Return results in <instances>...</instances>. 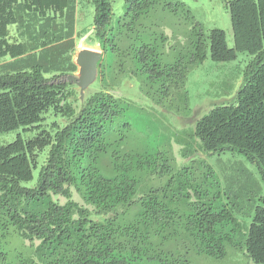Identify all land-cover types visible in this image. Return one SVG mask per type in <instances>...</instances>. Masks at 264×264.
Wrapping results in <instances>:
<instances>
[{
  "label": "trees",
  "instance_id": "trees-1",
  "mask_svg": "<svg viewBox=\"0 0 264 264\" xmlns=\"http://www.w3.org/2000/svg\"><path fill=\"white\" fill-rule=\"evenodd\" d=\"M112 2L0 0V264H191L186 251L175 254L170 241L177 238L179 249L224 258L231 245L264 264V196L253 214L210 198L185 219L157 191L135 198L137 169L155 174L171 166L158 152L129 160L122 131L107 137L129 103L114 93L121 83L104 63L109 55L110 67L129 66L165 96H187L194 68L248 53L232 101L198 119L195 133L207 152L256 163L264 181V0L227 3L233 47L224 30L200 29L171 63L139 24L153 5L171 0H126V15L115 22ZM91 29L103 57L98 85L82 100L67 76L77 71L73 53ZM160 38L164 46L170 40ZM12 237L29 241L37 259L19 253L13 263Z\"/></svg>",
  "mask_w": 264,
  "mask_h": 264
},
{
  "label": "rangeland",
  "instance_id": "rangeland-1",
  "mask_svg": "<svg viewBox=\"0 0 264 264\" xmlns=\"http://www.w3.org/2000/svg\"><path fill=\"white\" fill-rule=\"evenodd\" d=\"M229 1L232 0H171L170 7L158 3L141 18L140 29H143L146 38L150 37L157 42L164 63H171L186 53L200 29L206 33L212 29L224 30L228 46L233 47L231 19L226 9ZM112 4L113 22L118 17H125L126 0H113ZM92 32L91 29L79 40L73 53L74 58L84 47L101 50ZM164 34L170 37L166 46L160 38ZM249 58L248 53L241 52L232 61L213 62L207 59L188 74L185 84L187 96H165L158 85L132 75L129 66L122 72L117 66L110 67L109 55L104 58L106 74H117L121 83V88L115 89L114 93L124 95L129 103L123 115L115 119L107 137L110 140L122 131L126 136L125 150L134 155L129 160H137L140 156L158 152L171 166L169 171L162 173L159 170L155 174L137 169L135 174L139 183L136 199L157 191L183 219L192 213L194 204L207 202L210 198L214 202L223 201L240 207L238 214L242 211L253 214L254 206L264 196V181L256 163L236 152H207L195 133L198 119L216 105L232 101L234 93L242 83V71ZM213 80V86L210 87ZM97 85L96 80L88 87L87 92ZM202 90L205 92V102L200 101L202 96L199 92ZM195 108L203 109L196 115ZM193 118L195 119L192 120ZM13 136L14 133H11L10 137ZM4 137L5 135H0V142ZM179 148L182 151L177 155L176 149ZM39 169L40 166L34 170V180ZM204 191L208 194L202 196ZM170 243L175 247V254L186 251L191 264H261L253 261L245 250L231 245H228L224 258H215L196 253L193 249H179L178 238ZM6 248L13 263L17 262L19 253L37 259L34 247L27 240L12 237Z\"/></svg>",
  "mask_w": 264,
  "mask_h": 264
},
{
  "label": "water",
  "instance_id": "water-1",
  "mask_svg": "<svg viewBox=\"0 0 264 264\" xmlns=\"http://www.w3.org/2000/svg\"><path fill=\"white\" fill-rule=\"evenodd\" d=\"M103 57V51L84 47L80 49L74 58L78 69L77 74H69V82L76 84L80 89V98L83 100L85 91L97 80L99 62Z\"/></svg>",
  "mask_w": 264,
  "mask_h": 264
},
{
  "label": "clouds",
  "instance_id": "clouds-1",
  "mask_svg": "<svg viewBox=\"0 0 264 264\" xmlns=\"http://www.w3.org/2000/svg\"><path fill=\"white\" fill-rule=\"evenodd\" d=\"M101 50H102V49H101ZM76 72H77V71H76ZM76 72H75V73H76ZM98 74H99V71H98ZM73 84H74V83H73ZM75 85H76V84H75ZM76 86H77V85H76ZM79 91H80V89H79ZM84 96H85V95H84Z\"/></svg>",
  "mask_w": 264,
  "mask_h": 264
}]
</instances>
